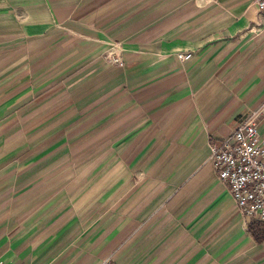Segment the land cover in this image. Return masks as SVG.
I'll return each instance as SVG.
<instances>
[{
    "label": "crops",
    "instance_id": "crops-1",
    "mask_svg": "<svg viewBox=\"0 0 264 264\" xmlns=\"http://www.w3.org/2000/svg\"><path fill=\"white\" fill-rule=\"evenodd\" d=\"M256 1L0 0L1 261L264 264L209 161L264 105Z\"/></svg>",
    "mask_w": 264,
    "mask_h": 264
},
{
    "label": "built area",
    "instance_id": "built-area-1",
    "mask_svg": "<svg viewBox=\"0 0 264 264\" xmlns=\"http://www.w3.org/2000/svg\"><path fill=\"white\" fill-rule=\"evenodd\" d=\"M257 11L264 22V0L256 1ZM121 47L111 44L105 54L108 63L122 65ZM184 59L190 56H180ZM264 115V105L236 130L211 149L209 161L218 182L230 188L241 216L246 220L264 221V140L258 122ZM0 264H6L0 260ZM98 264H114L111 258Z\"/></svg>",
    "mask_w": 264,
    "mask_h": 264
},
{
    "label": "trees",
    "instance_id": "trees-1",
    "mask_svg": "<svg viewBox=\"0 0 264 264\" xmlns=\"http://www.w3.org/2000/svg\"><path fill=\"white\" fill-rule=\"evenodd\" d=\"M257 225L262 226L261 223H259V224H257ZM249 229H250V232L252 233V235L254 236V238H255L257 241L261 242V241L264 240V235L261 234V233L259 232V229H258V230L255 229V226H254L253 224L250 225ZM260 231H262V230L260 229Z\"/></svg>",
    "mask_w": 264,
    "mask_h": 264
}]
</instances>
